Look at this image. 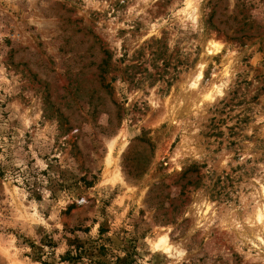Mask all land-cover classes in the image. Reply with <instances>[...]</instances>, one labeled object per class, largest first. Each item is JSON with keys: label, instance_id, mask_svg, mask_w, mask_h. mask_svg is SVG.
Here are the masks:
<instances>
[{"label": "rangeland", "instance_id": "rangeland-1", "mask_svg": "<svg viewBox=\"0 0 264 264\" xmlns=\"http://www.w3.org/2000/svg\"><path fill=\"white\" fill-rule=\"evenodd\" d=\"M0 264H264V0H0Z\"/></svg>", "mask_w": 264, "mask_h": 264}, {"label": "bare ground", "instance_id": "bare-ground-1", "mask_svg": "<svg viewBox=\"0 0 264 264\" xmlns=\"http://www.w3.org/2000/svg\"><path fill=\"white\" fill-rule=\"evenodd\" d=\"M201 69H199L198 70V72H197V78H199L200 77V75H201V71H200ZM163 247H164V249H167V246H165L166 244L163 242Z\"/></svg>", "mask_w": 264, "mask_h": 264}]
</instances>
